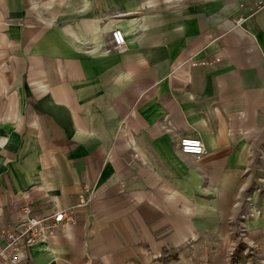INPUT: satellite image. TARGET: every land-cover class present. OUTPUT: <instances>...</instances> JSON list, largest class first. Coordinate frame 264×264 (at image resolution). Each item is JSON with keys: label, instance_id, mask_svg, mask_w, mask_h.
<instances>
[{"label": "crops", "instance_id": "1", "mask_svg": "<svg viewBox=\"0 0 264 264\" xmlns=\"http://www.w3.org/2000/svg\"><path fill=\"white\" fill-rule=\"evenodd\" d=\"M84 186L21 264H264V0H0V230Z\"/></svg>", "mask_w": 264, "mask_h": 264}, {"label": "built area", "instance_id": "2", "mask_svg": "<svg viewBox=\"0 0 264 264\" xmlns=\"http://www.w3.org/2000/svg\"><path fill=\"white\" fill-rule=\"evenodd\" d=\"M110 43L114 49L124 47L125 39L121 30L111 31ZM177 146L181 154L195 159H199L206 152L202 140L197 137H183L178 140ZM92 197L93 194L88 187L84 186L73 207L56 210L51 215H38L29 204L21 206L15 221L0 230V241H3L0 245V264H21L27 261L28 250L31 246L48 240L54 229L73 224L75 212L88 206ZM254 215V213L243 214L240 220L243 222ZM240 230V236L245 235L244 228Z\"/></svg>", "mask_w": 264, "mask_h": 264}, {"label": "rangeland", "instance_id": "3", "mask_svg": "<svg viewBox=\"0 0 264 264\" xmlns=\"http://www.w3.org/2000/svg\"><path fill=\"white\" fill-rule=\"evenodd\" d=\"M238 237H241L240 234ZM239 242H241V241H238L236 246L232 247V250H230V264H260L258 262L253 261V259H251V261H250V259H249L250 251L239 247V245H240ZM240 252L242 253V255L236 259L237 253H240ZM243 254H245V255H243Z\"/></svg>", "mask_w": 264, "mask_h": 264}]
</instances>
